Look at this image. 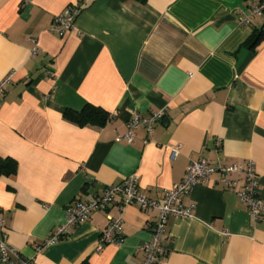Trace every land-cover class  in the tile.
Wrapping results in <instances>:
<instances>
[{
  "label": "crops",
  "instance_id": "0c3cea01",
  "mask_svg": "<svg viewBox=\"0 0 264 264\" xmlns=\"http://www.w3.org/2000/svg\"><path fill=\"white\" fill-rule=\"evenodd\" d=\"M74 1L0 0V81L13 75L0 98V160L17 166L0 176V241L34 264H143L158 214L118 197L109 211L121 221L119 244L96 251L109 222L95 211L36 249L69 204L131 176L161 202L200 158L211 167L251 161L264 202V17H250L260 0H78L74 27L50 34ZM86 106L105 112V125L63 116ZM158 111L151 134L141 124L131 144L122 139L133 114ZM219 178L182 197L192 216L168 219L156 264H264V214H250ZM228 178L243 189V177Z\"/></svg>",
  "mask_w": 264,
  "mask_h": 264
},
{
  "label": "built area",
  "instance_id": "2783aa9c",
  "mask_svg": "<svg viewBox=\"0 0 264 264\" xmlns=\"http://www.w3.org/2000/svg\"><path fill=\"white\" fill-rule=\"evenodd\" d=\"M81 11L80 2L75 0L66 10L53 18L48 29L49 33L62 37L74 27ZM250 17H264V0L254 3ZM12 76V74H9L0 81V98L5 95L12 82ZM163 116V111L154 112L148 119L133 114L132 120L128 123L129 130L122 136V139L131 144L134 137L133 131L141 124L146 127L147 133L151 134L154 124L158 123ZM176 154L177 151L173 150L171 158L174 159ZM214 173L220 174L219 182L224 184L228 191L239 196L241 203L247 207L250 214L255 217L264 214V202L259 198L258 175L251 161L245 164L235 163L227 166L211 167L206 159L200 158L197 161L190 162L184 177L178 184L164 191L161 202L147 197L139 188L137 179L131 176L118 185L107 187L100 196L91 201H76L69 204L65 210L64 223L54 229L49 238L36 250L40 252L53 242L66 238L69 230L83 223L95 211L105 212L109 222L107 228L101 234V240L97 243L96 251H101L103 246L107 244H119L121 242V221L114 218L109 211L114 199L118 197L121 199V206L135 205L143 212H157V220L151 225V240L141 248L145 257L143 264H156L158 258L164 254V232L168 219L171 217L188 219L192 216L194 206L183 207L181 205L182 197L189 194L196 184L208 180ZM228 176L243 177L245 181L243 189L236 191L237 181L229 179ZM0 226H3L1 218ZM0 263L34 264L32 260L21 257L16 250L10 248L5 240L0 241Z\"/></svg>",
  "mask_w": 264,
  "mask_h": 264
},
{
  "label": "trees",
  "instance_id": "16d2710c",
  "mask_svg": "<svg viewBox=\"0 0 264 264\" xmlns=\"http://www.w3.org/2000/svg\"><path fill=\"white\" fill-rule=\"evenodd\" d=\"M138 2H143V0H136ZM259 36L253 35L247 40V44H254ZM63 116L66 120L79 125L84 126L87 124L94 125L97 127H102L108 121V115L93 106H86L80 112L65 109L63 111ZM16 162L11 159L0 160V176H11L16 172Z\"/></svg>",
  "mask_w": 264,
  "mask_h": 264
}]
</instances>
